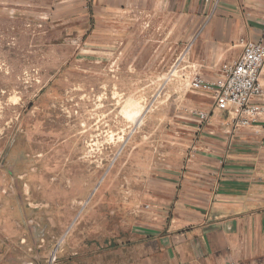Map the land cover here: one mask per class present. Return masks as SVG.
I'll return each mask as SVG.
<instances>
[{
  "label": "rangeland",
  "instance_id": "obj_1",
  "mask_svg": "<svg viewBox=\"0 0 264 264\" xmlns=\"http://www.w3.org/2000/svg\"><path fill=\"white\" fill-rule=\"evenodd\" d=\"M68 1L0 0V264H118L191 90L182 11Z\"/></svg>",
  "mask_w": 264,
  "mask_h": 264
},
{
  "label": "crops",
  "instance_id": "obj_2",
  "mask_svg": "<svg viewBox=\"0 0 264 264\" xmlns=\"http://www.w3.org/2000/svg\"><path fill=\"white\" fill-rule=\"evenodd\" d=\"M143 1L151 3L142 11L187 17L177 57L184 74L213 80L243 41L264 43V0ZM123 4L69 0L65 11H126ZM259 82L263 95L252 102L263 111L248 125H235L210 94L185 93L149 182L141 180L134 200L144 205L130 218L118 264H264V67Z\"/></svg>",
  "mask_w": 264,
  "mask_h": 264
},
{
  "label": "built area",
  "instance_id": "obj_3",
  "mask_svg": "<svg viewBox=\"0 0 264 264\" xmlns=\"http://www.w3.org/2000/svg\"><path fill=\"white\" fill-rule=\"evenodd\" d=\"M264 67V43L243 41L242 52L230 63L220 65L218 76L207 80L199 73H192L188 87L195 92L210 94L214 107L227 110L234 118L235 125H248L263 111V107L252 100L263 95L259 82ZM200 121H205L209 113L205 110L193 111Z\"/></svg>",
  "mask_w": 264,
  "mask_h": 264
},
{
  "label": "water",
  "instance_id": "obj_4",
  "mask_svg": "<svg viewBox=\"0 0 264 264\" xmlns=\"http://www.w3.org/2000/svg\"><path fill=\"white\" fill-rule=\"evenodd\" d=\"M4 223H5V221H4ZM4 225H5V227H6V223H5ZM4 234H7V229H5Z\"/></svg>",
  "mask_w": 264,
  "mask_h": 264
}]
</instances>
